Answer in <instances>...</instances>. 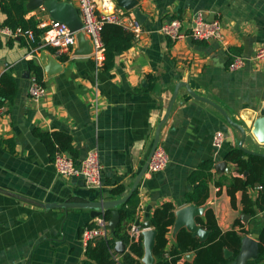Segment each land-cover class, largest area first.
I'll return each mask as SVG.
<instances>
[{
	"label": "crops",
	"instance_id": "0c3cea01",
	"mask_svg": "<svg viewBox=\"0 0 264 264\" xmlns=\"http://www.w3.org/2000/svg\"><path fill=\"white\" fill-rule=\"evenodd\" d=\"M97 1L100 10L123 13L121 19L129 25L134 10L119 6L122 0ZM62 3L80 14L77 0H57L58 5ZM27 7V18L34 17L39 24L54 20L45 4L30 9L28 2ZM136 8L145 17L141 34L134 37L131 49L116 57L109 73L102 68L104 55L99 64L94 52L85 60L75 54L82 50L79 45L61 61L52 48L33 51L21 39L9 47V39L0 35V77L11 71L19 85L14 104L0 109V264H82L86 247L80 231L96 224L98 217H91L92 210L44 209L27 200L63 204L126 197L149 158L177 84H189L251 134L264 104V60H251L264 45V0H137ZM198 12L222 25L221 42H174L161 33V26L171 19L181 20L183 29L190 32ZM4 20L0 11V27ZM230 49L237 53L231 54ZM239 56L247 59L245 66L231 71L230 58ZM29 61L44 71L47 95L40 103L30 100V81L25 79ZM35 128L69 134L77 163L97 149L104 168L102 191L89 190L82 177L58 176L45 145L32 134ZM216 132L226 135L220 150L213 146ZM240 140V132L215 107L193 98L182 87L160 134L159 142L170 157L166 170L146 172L133 193L134 205H127L132 195L115 210L136 206L140 225L165 204H172L176 214L189 205L187 195L197 186L191 175L204 162L213 161L209 196L202 207L213 211L222 232L234 230L243 238L259 236L264 211L254 217L246 215L242 213L243 193H236V208L228 193L229 180L246 177L225 160ZM244 145L264 153V144L250 136ZM221 163H226L224 169L217 167ZM118 187L124 189L123 194L112 198L110 192ZM259 191L255 187L247 194L255 201ZM166 237L168 253L177 240L174 226ZM185 257L180 263L195 258ZM232 264L243 263L236 258Z\"/></svg>",
	"mask_w": 264,
	"mask_h": 264
},
{
	"label": "trees",
	"instance_id": "16d2710c",
	"mask_svg": "<svg viewBox=\"0 0 264 264\" xmlns=\"http://www.w3.org/2000/svg\"><path fill=\"white\" fill-rule=\"evenodd\" d=\"M29 0H0V11L5 16L1 27L16 31L21 28L24 31L31 30L37 37V41L30 46V50L37 49L40 46V36L42 30L39 29V22L34 18H27L29 10L27 7ZM101 41L103 44V71L109 73L115 67L116 57L131 49L134 42V34L125 26L117 23L106 22L101 28ZM15 39H9L7 45L12 47ZM23 46H27L24 39L21 38ZM193 43H204L194 41ZM231 54L237 53L236 50L230 49ZM236 58V57H235ZM231 57L228 64L234 59ZM61 61L68 58L60 56ZM29 70L39 83H44L43 68L34 61L27 62ZM228 65V66H229ZM19 92L17 79L12 76L11 71L5 72L0 77V109L6 105L14 104ZM32 134L41 143H43L49 153L52 162L57 152H66L75 156L76 150L72 146V137L63 132H42L39 128L33 129ZM246 154L238 147L233 148L226 156L227 162L233 163L240 175H246L245 179L235 177L229 180L228 193L231 197V203L236 208V193L242 192L243 199L242 213L254 217L258 212L264 211V158L250 156L245 159ZM213 161L204 162L199 169L191 175L192 183L196 188L189 193L186 198L187 204H195L199 207L205 205L209 196V183L212 180V170L214 169ZM260 186L262 189L258 193L257 199L251 200L248 196V190ZM124 189L118 187L112 190L111 196L119 197L123 194ZM135 194L128 201V204L134 205ZM111 210L106 211L107 220L111 218ZM120 221L111 237L107 240L100 239L94 243H89L85 251V260L82 264H143L141 259L145 255L143 239L138 241L131 238L127 231L130 224L138 222L136 206L133 208H123L119 210ZM175 207L172 204H165L162 208L157 209L150 217L151 227L157 232L156 245L154 248L155 264H232L238 257L241 249L243 237L237 231L222 232L219 228L215 215L212 210L205 212L204 218H199L198 223L209 232V238L206 242L201 243L194 238L186 229H182L177 234V240L171 250L167 253L166 246L168 243L167 233L175 224ZM238 224V222L236 223ZM96 224H90L87 228H94ZM82 231L80 234L82 235ZM122 241L128 246V251L116 256V244ZM259 255L256 259H250L245 264H264V226L261 228L259 235ZM225 250H229L233 255L226 258ZM194 254L192 262L182 259L188 255Z\"/></svg>",
	"mask_w": 264,
	"mask_h": 264
},
{
	"label": "built area",
	"instance_id": "2783aa9c",
	"mask_svg": "<svg viewBox=\"0 0 264 264\" xmlns=\"http://www.w3.org/2000/svg\"><path fill=\"white\" fill-rule=\"evenodd\" d=\"M79 3L80 18L83 23L82 30L94 47V59L96 63L103 60V44L101 41V28L104 23H117L129 29L135 38H139L141 34V24L135 19L133 14L129 25L124 24L121 16L123 13L109 14L108 8L100 10L97 0H77ZM102 11V13H100ZM39 29L42 30L40 38V48H52L57 56L70 55L77 45L75 32H72L70 27L61 21L51 20L47 23L39 24ZM161 33L168 39L177 42L180 40L192 39L200 42H221L224 38L223 27L218 21H207L203 12H198L192 21L190 32L183 29L182 21L179 19H171L164 23L161 28ZM0 35L8 39H24L27 46L30 48L37 37L31 30L24 31L18 28L12 31L5 27H0ZM33 51L35 49H32ZM254 62L264 60V45L257 49L252 59ZM247 59L242 56L236 57L229 65L231 71H236L245 66ZM29 85L30 100L35 103H40L47 95V88L38 82L36 77L31 74ZM226 141V135L222 132H216L213 136V146L220 150ZM170 162V157L165 146L159 142L158 146L151 159L148 173L157 174L166 170ZM58 176L63 178L82 177L86 187L89 190L102 191L103 189V165L100 160V154L97 149L89 151L80 163H77L73 157L66 152H57L54 161L52 162ZM258 190L262 188L257 186ZM106 211L96 219V227L85 228L82 232V241L87 247L89 243H94L97 240H107L111 237V229L109 228V220L105 217ZM130 236L138 241L143 229L135 224L131 225Z\"/></svg>",
	"mask_w": 264,
	"mask_h": 264
},
{
	"label": "water",
	"instance_id": "95a60500",
	"mask_svg": "<svg viewBox=\"0 0 264 264\" xmlns=\"http://www.w3.org/2000/svg\"><path fill=\"white\" fill-rule=\"evenodd\" d=\"M43 4L46 5L47 9L51 13L54 20L66 23L70 27L71 31L75 32L77 45H79V47L82 48L80 52L76 51L75 54L84 56L86 58L85 60H87V57L93 54L94 47L90 39L87 37L86 33L82 30L83 23L81 21L80 14H78L76 10L69 7V5L65 3L58 5L57 0H29L30 9L39 8L43 6ZM136 5H137V0H122L119 2V6L124 7L127 10H131V9L134 10L133 14L135 16V19L140 24H143L145 21V17L141 14L140 9L136 8ZM30 76H31V72L28 71L25 74V79L29 80ZM182 87L186 88L188 90V93L193 98L206 102L212 105L213 107H215L224 116L227 123L231 127H233L234 129L240 132L241 140L238 143V148L246 154L245 159H248L250 156H258V157L264 158V153L251 151L247 149L244 145L248 136H250V138H254L260 144H264V104L261 110L259 111V117L256 118L252 124L251 134L249 135L247 133V129L243 125L235 122L219 105H217L216 103L206 98L200 97L191 89L189 84L181 82L176 85L172 100L167 108L166 114L157 127L154 143H153L149 158L145 166L141 170L140 174L136 178L132 190L126 197L119 199V200H113V201L101 200V201H96V202H84V203H68L67 202L63 204H57V203L41 204V203L33 202L31 200H27V201L30 203L36 204L44 209L64 208L66 211L70 208L90 209L92 210L91 212L92 218L101 216L103 211L111 210L112 213H111V218L109 221V228L111 229V233H113L120 221V214L115 209L118 206L125 204L130 199V197L135 192L138 184L140 183L141 179L143 178L144 174L148 171L151 159L160 141V134H161L162 127L168 120L171 114L173 105L175 103V100L178 96V92ZM217 167L224 169L226 167V163H221ZM22 199L26 200L25 198H22ZM205 211H206V208L199 207L195 204H190L188 206H185L179 209L175 214L176 218H175V224H174V234L177 235L180 230L185 228L188 232L192 234L194 238H197L201 243L206 242L209 238V232L197 223V220L204 215ZM147 216L149 217V214H147ZM246 218L247 217L245 216V219ZM135 225L140 226L143 229L141 236L143 237L145 255L142 259V262L144 264H155L156 260L154 257V248L156 245L157 232L151 227L149 221L143 223L142 225H140V223L137 222ZM131 228L132 227L130 226L128 228V231H130ZM259 248H260V242H259L258 235L255 236L254 238L245 237L242 240L240 253L237 259L243 264H245L250 259H256L259 255ZM115 252L119 255L124 254L125 244L122 241H119L116 244ZM225 255H226V258H229L233 255V253L230 252L229 250H225ZM193 256L194 254H188L185 258L188 260H191Z\"/></svg>",
	"mask_w": 264,
	"mask_h": 264
},
{
	"label": "rangeland",
	"instance_id": "374dc122",
	"mask_svg": "<svg viewBox=\"0 0 264 264\" xmlns=\"http://www.w3.org/2000/svg\"><path fill=\"white\" fill-rule=\"evenodd\" d=\"M110 13H112V12H110Z\"/></svg>",
	"mask_w": 264,
	"mask_h": 264
}]
</instances>
